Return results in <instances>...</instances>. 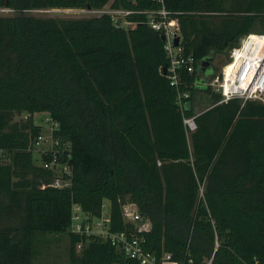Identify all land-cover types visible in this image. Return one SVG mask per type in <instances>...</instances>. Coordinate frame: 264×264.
Wrapping results in <instances>:
<instances>
[{
  "label": "trees",
  "instance_id": "obj_1",
  "mask_svg": "<svg viewBox=\"0 0 264 264\" xmlns=\"http://www.w3.org/2000/svg\"><path fill=\"white\" fill-rule=\"evenodd\" d=\"M108 4L132 12L125 28L107 14L28 15ZM162 6L195 60L186 87L164 77L162 34L144 13ZM2 8L15 15L0 16V264H32L36 237L49 234L69 237L67 264H136L108 242L68 232L73 205L97 217L104 202L110 231L142 236L156 256L264 264V102L219 103L199 78L203 61L225 54L226 63L242 37L264 34V0H0ZM216 74L212 67L210 80ZM198 93L206 96L200 111ZM38 113L49 114L52 138L68 146L56 154L67 187H51L56 174L41 167L52 153L35 164ZM126 203L149 220L148 232L123 221Z\"/></svg>",
  "mask_w": 264,
  "mask_h": 264
},
{
  "label": "built area",
  "instance_id": "obj_2",
  "mask_svg": "<svg viewBox=\"0 0 264 264\" xmlns=\"http://www.w3.org/2000/svg\"><path fill=\"white\" fill-rule=\"evenodd\" d=\"M153 1L163 5V0ZM111 10L110 13L104 14L111 16L116 25H118V22L114 20V17L117 15L125 17L132 13L129 11ZM144 13L148 16V24L151 29L160 32L164 38V51L169 60L164 77L171 86L178 88L183 85L186 87L182 77L183 74L191 75L194 73L195 60L191 55H184L179 44L177 46L174 44L175 38L179 37L176 19L170 17L163 6L160 10L146 11ZM207 86L211 87L213 92L221 95L219 103H227L233 99H240L244 102L248 100L264 102V34H249L242 37L238 45L230 51L228 61L224 64L221 71L210 80ZM188 97L189 93L186 91L178 93L177 102L180 105L181 101ZM183 123L189 132H193L196 128L193 118H185ZM54 127L55 125L52 126V131ZM40 140L41 138L38 136L32 147L38 146ZM44 153H52L53 157L51 162L41 163L42 168L54 170L56 174V178L50 186L58 189L67 187L68 181L63 180L62 176L65 173H69V171L65 165L56 163L58 151L47 149L41 154ZM59 167H61L60 171H58ZM133 207L135 205L132 203L122 205L123 221L134 225L136 233L148 232L150 230L149 220L143 218ZM68 232L80 237H94L108 242L116 250L120 251L124 258L136 264H192V259L178 262L173 260L171 254L168 253L156 256L147 252L143 248L144 238L137 236L135 233L126 231L111 232L109 205L106 202L102 204L100 214L97 217L84 213L78 205H73ZM76 249L79 252L81 246L77 245ZM211 262L212 258L205 260L202 264H211Z\"/></svg>",
  "mask_w": 264,
  "mask_h": 264
},
{
  "label": "rangeland",
  "instance_id": "obj_3",
  "mask_svg": "<svg viewBox=\"0 0 264 264\" xmlns=\"http://www.w3.org/2000/svg\"><path fill=\"white\" fill-rule=\"evenodd\" d=\"M108 4L102 10L91 11V10H79V9H51V10H34L28 13V15L35 18H57V19H84L98 17L102 13H110L112 10ZM126 11V10H120ZM11 10L0 9V16H14ZM114 20L118 22L120 27L125 28L126 22L122 15H117ZM227 55H218L211 64V68H215L217 74L221 71L223 64L225 63ZM208 66H206L207 68ZM205 68V69H206ZM210 72V71H209ZM199 78L201 81V86H207L210 82V77L208 74L200 72ZM197 100L200 102L202 107L197 110L200 111L205 108L206 96L204 94L198 93ZM264 100V99H263ZM25 118V115L14 116V121H20ZM32 121L35 125L40 128L39 136L41 138L40 144L38 146L32 147V156L35 159V164H39V156L42 152L47 151V149L52 151L61 152L67 145L62 144L60 140H55L52 138V122L48 113H38L32 116ZM55 128V127H54ZM59 167L58 171H60ZM135 211L137 208L133 207ZM35 255L31 261L32 264H67L68 247H69V237L67 234H49L37 236L34 241Z\"/></svg>",
  "mask_w": 264,
  "mask_h": 264
},
{
  "label": "water",
  "instance_id": "obj_4",
  "mask_svg": "<svg viewBox=\"0 0 264 264\" xmlns=\"http://www.w3.org/2000/svg\"><path fill=\"white\" fill-rule=\"evenodd\" d=\"M2 3H3L4 6L7 5V2H6V1H3ZM87 10H89V9H87ZM161 39L163 40L164 38L161 37ZM179 40H180L179 37H176V38H175V40H174V44H175V46H177V45L179 44ZM210 61H211L210 58H208L207 60L203 61V62L201 63V67H200V69H199V72H203V71L205 70L206 66L210 65ZM165 71H166V66L162 69V72H163L164 74H165Z\"/></svg>",
  "mask_w": 264,
  "mask_h": 264
},
{
  "label": "flooded vegetation",
  "instance_id": "obj_5",
  "mask_svg": "<svg viewBox=\"0 0 264 264\" xmlns=\"http://www.w3.org/2000/svg\"><path fill=\"white\" fill-rule=\"evenodd\" d=\"M211 65H208V67L203 71L204 73L208 74L209 71H211Z\"/></svg>",
  "mask_w": 264,
  "mask_h": 264
}]
</instances>
